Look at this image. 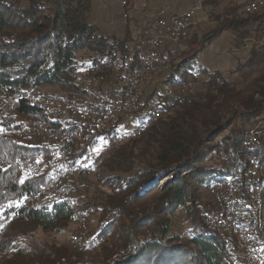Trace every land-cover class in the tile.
Returning a JSON list of instances; mask_svg holds the SVG:
<instances>
[{
    "label": "trees",
    "instance_id": "trees-1",
    "mask_svg": "<svg viewBox=\"0 0 264 264\" xmlns=\"http://www.w3.org/2000/svg\"><path fill=\"white\" fill-rule=\"evenodd\" d=\"M221 3L202 0L216 27L193 34L185 47L164 56L171 88L159 92L155 114L140 124L141 135L97 160V165L116 171L101 179L105 189L85 185L75 196L63 195L52 204L47 195L50 170L30 175L19 166L22 160L46 155L50 147L51 153L52 145L40 138H19L17 129L29 120L61 129L58 119L44 111L41 98L49 94L43 86H61L67 94L58 99L78 106L85 99L79 83L86 74H81L83 68L98 90L115 91L126 85L139 55L131 34L121 39L81 19L86 0H28L27 5L0 0V264H240L234 229L206 225L196 207L203 201V187L206 193L215 183L237 187L248 200L242 228L264 232V206L260 214L254 212L251 200L258 191L264 198V142L262 147L247 145L248 127L264 124V49L255 46L235 67L237 79L203 69L199 58L206 44L225 30L239 43L260 38L264 9L248 14L245 4L229 2L218 12ZM81 51H87V63L80 61ZM201 77L204 82L196 93H180L188 79ZM121 116L109 129L87 134L82 149L72 146V161L85 157L102 138L125 137L118 132ZM149 148L151 158L146 157ZM159 174L173 175L160 191L153 182ZM156 194L158 199L150 203ZM179 210L186 214L183 233L173 232L166 217ZM78 212L97 216L91 235L105 239L117 221L129 235L102 244L101 253L93 256L78 252L71 241L37 238L36 233H72Z\"/></svg>",
    "mask_w": 264,
    "mask_h": 264
},
{
    "label": "built area",
    "instance_id": "built-area-1",
    "mask_svg": "<svg viewBox=\"0 0 264 264\" xmlns=\"http://www.w3.org/2000/svg\"><path fill=\"white\" fill-rule=\"evenodd\" d=\"M264 9V0H248L244 5V10L248 14H253L259 10ZM177 14H184V21H177ZM193 10H186L181 13L168 14L165 10H161L154 18V22L150 24L145 31H143L144 38L141 40L140 46L147 47L145 56H151V63H144V66L136 67L135 71L131 73L128 82L122 88L114 92H99L93 86L92 80L86 81L88 83L89 95H85L84 102H86V110H79V107H70L64 100L48 99L42 100V106L46 113H52L53 117H60L65 119V128L67 125L80 124L83 130L88 129H104V122L111 121L106 113H97V104L109 105V111L113 115V119L118 116L134 112L139 109L141 104L140 91L143 83L147 80V74L152 76L159 70L160 67V50L166 39L177 40L182 36L188 35L191 25V17ZM261 44L264 45V36L261 39ZM139 48V47H138ZM181 101V98H179ZM107 116V118H106ZM91 127V128H89ZM141 131H136V135ZM16 135L19 138L33 137L47 140L52 139L55 144H50L52 147L51 157L38 158L37 161L30 162L26 165L20 164V167L26 174L38 173L42 168V161H50V166L55 168L54 180L51 181L48 188L47 195L55 200V196L59 193L65 192L68 188L75 186L78 175L90 173V169L86 167H78L71 158L67 156L66 145L68 139H75V135H61L58 132H52L41 121H28L17 129ZM39 135V136H37ZM128 136H135L129 135ZM264 130H252L248 134V144H255L259 139H264ZM60 147V148H59ZM59 161H68L69 164H74L73 173L61 172L58 170ZM209 196L211 201H201L197 208L201 216H207V225L210 227L229 228L230 216H237L241 212L238 207H231V200L247 199L245 194H237V187L224 185L212 187L209 189ZM254 203L255 193L252 195ZM229 210L235 211V215H230ZM79 214V213H78ZM81 214H79L80 224ZM226 229V230H227ZM77 235L73 234L71 242L77 243ZM242 237L246 239V247H242L244 254L239 253L240 264H252V261H259V264H264L262 244H264V235H257L253 230H242ZM89 240V238H88ZM88 246V245H80Z\"/></svg>",
    "mask_w": 264,
    "mask_h": 264
},
{
    "label": "rangeland",
    "instance_id": "rangeland-1",
    "mask_svg": "<svg viewBox=\"0 0 264 264\" xmlns=\"http://www.w3.org/2000/svg\"><path fill=\"white\" fill-rule=\"evenodd\" d=\"M20 1H21V4H23V5H27L28 4V0H20ZM222 2L225 3V0H222ZM162 10H164V9H162ZM189 10H193V16L191 17V25L189 26L190 31H189L188 35H186V36H182L181 35V37L178 38L177 40L166 39L164 41V43L161 46H159V48H158V51L160 50V53H161L160 62H159L160 63L159 70H157V72L155 74H153L152 76H150L149 74H147V76H146L147 77V80L143 83V86H142L141 91H140V97H141V104L140 105H142L145 101H148L146 107L143 108V110L140 111V112H138V113H137V110L134 111V112H128L127 111V113L129 115L123 114L121 116L123 118L121 120V123L118 126V132H119V135L120 136L124 135L125 137L126 136L127 137L126 138L125 137H118V138H116L113 141L110 140V138H102L99 142L94 143L93 144V147L90 150V152H88V154L85 157L81 158L77 162V166L78 167H81V168L86 167V168H89V169H91V168L92 169H98V173L97 174H95V173H93V174H91V173H85V174H82V175H78L77 178H75V180L77 182L76 183V186L73 185L72 187L68 188L65 192L59 193L58 195L55 196V198H54L55 200H57L59 197H61L63 195H66V196L68 195L70 197H73L79 191V189H81V191H83V187L82 186H85V185H86V187H95V188L97 187L98 189H102L103 190V189H105V187H102L101 186L102 185L101 184V179H103V177H105V176H109V175L116 174V171L113 169L114 167L112 168L110 166H99V165H97L98 164V161H100L101 156L112 154L114 152V149L115 148L123 147L129 139H134V138L140 136L141 133L138 134V135H136V130L138 131V129L140 127V124H147L150 116H152L153 114H155V112H156L155 111V106H156L157 102L160 100V98H159V92H161V93L163 92L164 93V92L170 90L171 84H172L171 81L168 82V83H166V80L168 79V74L167 73L170 72L171 69H169V68H163L164 67V62L162 63V61L164 59V56L166 57L167 53L169 51H171V50L173 51V50H176L178 48L185 47L187 41H189V39L192 36L191 33L195 32V30H198L199 29L198 31L200 33L212 32V29H214L216 27L215 26V27L211 28L210 26H208V27L203 26V27L200 28V27H198V25L197 26L194 25L193 22H194V18H195V10L196 9L193 8V9H189ZM184 11H186V10H184ZM260 11L261 10H259L258 12H260ZM177 13H181V12H177ZM255 13H257V12H255ZM168 14H171L172 15V14H176V13H169L168 12ZM127 16H128V13H125L124 14V17L127 18ZM153 22H154V20L151 23H148L147 25H145L143 28H141L142 29L141 30L142 32H140V34H139L138 37L136 35H135L136 37H134L131 34V36L134 38V40H133L134 52L139 55V58L137 59L136 63L134 64V69H133L132 73L135 71V69H136L137 66L138 67L144 66L143 60L145 58V54H146V51H147L146 50L147 47H142V46H140L138 44H140L141 40L144 38L143 31H145L146 29H148L149 28L148 26L150 24H152ZM97 27H99V26H97ZM226 33L232 34V32L225 30L223 35H226ZM220 35H221V33H220ZM220 35H217L211 41H213L215 39H218ZM263 36H264V34L260 38H258V39H256V37H254V36L253 37H250V38H247V39L244 40L243 43H239L235 39L237 41V47L238 46L239 47L241 46V47H243L245 49V50H243L244 52H242L241 54H238L236 56L235 54H236L237 51L234 49L233 46L230 47V54H232V55L234 54V56H236V57H242V58H240L238 60V63L236 64V66L238 64H240L241 62L246 61L248 59V57H249L252 49L255 46L264 49V45L261 44V39L263 38ZM221 52H222V50L218 46L214 50H211V54L218 55ZM86 53H87V51H81L79 53L80 61L83 60L84 63H87V61H88V60H85V58H87ZM224 56H227L228 57V58L226 57L227 60H229V61L232 60V58L229 57V55H228V51L224 54ZM199 62H202V64H203L202 65V68L203 69H213V67L211 66V64H208L205 60H201V58H199ZM232 64H234V63H232ZM236 66H234V68L231 71L229 69L231 66L229 68H227L228 67L227 66L226 69H229V71L226 72V70L223 69V71H225L226 73L223 72L222 70H220V71L224 75H226L227 77H230V78L232 77V79H237L239 77V74L238 73H236V74L233 73V71H234V69H235ZM203 69H202V71H203ZM215 69H217V68H215ZM96 70L97 69H95V68H91V72L92 73L96 72ZM84 73H86V74H89L90 73L88 71V68H86V69L83 68L81 70V74H84ZM177 73H178V71H176V74ZM86 74H84L82 76V78L79 79L80 86L83 88V90L85 91V93L88 91V89H87L88 83L86 81L92 80L90 78L84 77ZM232 74L233 75L235 74V75L232 76ZM92 82H93V86L96 87L97 86L96 82H94L93 80H92ZM203 82H204V80L202 81V77H201V79H197V80L188 79V81L185 84V86H183V90H182V87H181L180 93L181 94H182V92L184 94L186 92L196 93V91H198L199 87L202 86ZM41 89L43 90V92L49 94L48 96H44V97L41 98V103H42V100H44L45 98H48V99H55L56 98V100H60L58 98H61L60 97L61 95L65 96L67 94V90L63 89L61 86H58V85H46V86H43ZM156 90H157V93H156ZM98 91L99 92H105V93L114 92V91H110V90H108V91L98 90ZM256 96L258 97V94H256ZM170 98L171 99L174 98V94H171ZM66 103H68L69 105H71V104L75 105L74 103H71L69 101H66ZM180 107H178V108H180ZM104 109L106 111V114L110 117L111 123L108 124V127L107 128L97 129V130H107V129H109L111 127V124H112V121H113V118H112L113 115L111 114V112L109 111V109H107V108H104ZM106 118H107V116H106ZM29 121H31V120H29ZM261 126L264 128V124L262 125V122L261 123H258L257 125H255L253 127L252 126L248 127L249 130L247 131V134H250L252 130H255V128L256 129L259 128L260 130H262L260 128ZM89 128H91V127H89ZM59 129H60V125H59ZM259 129H258V131H260ZM63 130L64 129H62V132L64 133L65 131H63ZM94 130H96V129H94ZM51 131L52 132L62 133L61 132V129L60 130H56V131L55 130H51ZM91 131H93V130L88 129L86 131V133L84 134L85 135V138L83 140H81V141H79V140H73V139L72 140L71 139H68V143L66 145V150H67V156L69 158H70V148L73 146L75 148V150L82 149L84 147V145H85L86 140H87L86 139V135L88 134V136H89V134L91 133ZM66 134H69V133H66ZM128 134L129 135H135V136H130L129 137ZM37 136H39V135H37ZM39 138H40V136H39ZM263 138H264V136H263ZM41 140H42V142H47L48 144H51V143L52 144H55V143L52 142V139H49V138H47V140H44V139H41ZM32 142H34V140ZM262 146L263 145H260L259 147H262ZM52 148H54V150L56 149L55 147H52ZM50 150H51V147H50ZM50 150H49V152L46 155H40L38 158L47 157L49 159L51 157V154H52V152L50 153ZM150 150H151V148H149V149L146 150V157L147 158H149V157L151 158L152 151H150ZM38 158H32V159H29V160H22L21 162H19V164L26 165V164H28L30 162H34L35 163V161H37ZM217 160L219 161V159H217ZM47 166L45 168L48 169V170H50L49 172H50L51 181H52V178L54 180V177H52V176H54L55 168L52 169L51 166L50 167L48 166L49 168ZM263 166H262V168H263ZM46 169H43V170H46ZM261 171H262V169H261ZM160 175L161 174H159L157 176L156 180L153 181L154 183L155 182L157 183V188H159L158 191H160V189L164 186L165 182H167L168 180H170V179L173 178V175L172 174H164V175H161V176ZM79 182H80V184H79ZM50 184H51V182H50ZM50 184H49L48 188L50 187ZM215 184H219V183H215ZM78 185H79V187H77ZM213 185H211V187ZM86 187H84V189ZM48 188H47V191H48ZM77 188H78V190H76ZM206 192H207V189L205 187H203L200 190V193H201V196H202L203 201H209L210 200L209 192L208 193H206ZM237 194H244V193L241 192V190H239L237 188ZM158 196H159L158 194L153 195V197H152L153 199H150L149 200L150 203L155 202L158 199ZM49 199H50V202L52 204H54L56 202L55 200L54 201L52 200V197H49ZM262 199H264V198H262ZM236 200L235 201L238 202V203H242L243 204V202H244V199H236ZM210 201L212 203V199ZM247 201L248 200H246V202H245L244 205L241 204V210L242 211L238 214V219L235 221V225H237L236 224L237 222L241 223V218H242L244 212L246 211L245 208L247 206ZM252 202H253V200H252ZM262 203H263V201H262ZM253 209H255V205H254ZM78 213H81L82 215L85 216V218H87V219L84 218V220L88 221V224H89L88 225V228L86 230L87 234L90 235V234L94 233L96 231L95 225H96L97 216L92 215L90 217L86 213H82V212H78ZM229 214L230 215H235L236 213H235V211L229 210ZM166 217L169 219V223L172 226V231L173 232L176 231L177 233H179V232L183 233V228H184L183 226L186 223V221H185L186 220L185 219L186 218V214H185L184 211L179 210V211H177V213L167 214ZM204 217L205 216H203L202 218H203V220H205L204 222L206 223L207 217L205 219H204ZM233 222H234V220H233ZM206 225H207V223H206ZM80 226L81 225L79 224V221H78V223L76 221H74L70 225V227L74 230L72 233L69 230H67V231L62 232V233H59V234H51V233L50 234H45V233H38L37 234L36 233V235H37V238H39V239L40 238L43 239V238H46L47 237V240L48 241L61 244L63 242L71 241V239L73 237V234L76 233L77 230L80 231V229H81ZM237 226H232V227L235 228L234 229V232H236L235 233V236H236V242H237V245H238L237 252H238V255H240L239 253L244 254V251L242 250V245H240V243H239L238 233L237 232L240 230V228H242V223L241 224H238ZM231 228L227 229V228H224L223 227L222 229H224V230L227 229V231L231 232V230H232ZM135 230L138 231V232H146L145 230H148V228H136ZM109 233H110V236L108 235L107 237H105V239L102 238V237H100V236H97V237L100 238L99 239L100 240L99 247H97L96 249H88V250H86L87 252H82V253H87L89 256H93L97 252L101 253V251L98 248H101V246H103L102 244L109 245L112 242H117V240L120 237L122 238L124 236L126 237L127 235H129V231L126 230L124 228V225H121V222H119V221H117V224L114 225V228L112 230H110ZM258 234L259 233H257V235ZM260 235H262V234H260ZM263 235H264V232H263ZM92 236H94V235H92Z\"/></svg>",
    "mask_w": 264,
    "mask_h": 264
},
{
    "label": "crops",
    "instance_id": "crops-1",
    "mask_svg": "<svg viewBox=\"0 0 264 264\" xmlns=\"http://www.w3.org/2000/svg\"><path fill=\"white\" fill-rule=\"evenodd\" d=\"M247 1L225 0V3L222 2L217 11H222L229 2L245 4ZM193 8L196 9L194 25H198L200 28L203 26L213 28L217 25V22L210 18L208 10L202 5V0H86L85 10L81 19L84 22L93 23L105 32L114 34L122 39L127 34L138 37L140 32H142L141 28L151 23L162 9L169 13H177ZM125 13H128L127 18L124 17ZM198 30L191 34H202ZM223 34L224 31L218 39L206 44L200 58L211 64L214 69L217 68L222 71L225 69L227 72L236 66L238 60L242 58L236 56L244 52L243 50L245 49L241 46L237 47V41L233 33ZM217 46L221 48L222 52L218 55L211 54V50H214ZM231 46L237 51L236 56L230 54ZM227 51L229 57L232 58L231 61L226 59L227 56H224ZM200 63L202 64V62ZM226 67L230 68L226 69Z\"/></svg>",
    "mask_w": 264,
    "mask_h": 264
},
{
    "label": "bare ground",
    "instance_id": "bare-ground-1",
    "mask_svg": "<svg viewBox=\"0 0 264 264\" xmlns=\"http://www.w3.org/2000/svg\"><path fill=\"white\" fill-rule=\"evenodd\" d=\"M177 21H184V14H180V15L178 14L177 15ZM144 63H151V56H145ZM87 89H88V91L85 93V95H87V94L89 95V88L87 87ZM70 107H79V110H86V102H84L83 104L78 105V106H75V105L71 104ZM104 107L105 108L106 107L109 108V105L97 104V113H106V112H104L105 109L103 110ZM49 114L53 117L52 113H49ZM54 118H57L58 121L60 122L61 132H62V129H64L63 131H65L64 133L62 132L61 135L73 134V135H75V139L79 140V141H81V140H83L85 138V135H84L85 131L83 130L82 125H80V124H71V125H67L66 128H65V119H60V117H54ZM108 122L109 121H105L104 122V128L108 127V124L110 123V122L109 123ZM260 128L262 130H264V128L262 126ZM258 129L259 128H257L256 130H258ZM66 133H69V134H66ZM263 142H264V139H259L257 142H255L254 145L253 144H247V145H250V146L256 148V147H259L260 145H262ZM49 164H50V161H42V168L46 169L45 167L47 165L50 167ZM58 170H61V172H66V173H73L74 164H69L68 161H59L58 162ZM90 173L91 174H93V173L97 174L98 173V169H92L91 168L90 169ZM262 174L264 175V166L262 168ZM52 177H54V176H52ZM52 180H53V178H52ZM217 186H224V184H221V183L214 184L212 187H217ZM262 196L263 195H261L260 192H256L255 193V200H254V204H253V205H255L254 212L257 211V212H259V214L261 213L262 206H264L263 203H262V201H263V199H262L263 197ZM246 200L247 199H244L243 203H245ZM236 201L235 200H231V207H238V209H241V204L242 203H238ZM188 205L190 207H192V205H194V204H192V202L190 201V202H188ZM196 210H197V207H196ZM79 214H81V213H79ZM79 214L78 213L76 214V222L77 223L79 221ZM206 217L207 216H205L204 219ZM258 217H259V215H258ZM84 218H85V216L81 214V219H80V225H81L80 228L81 229H80V231L77 230L75 234H78L77 235V243L78 244H80V245H88V246H80V245H76V243L72 242L75 245V247L78 249V251H80V252H87L86 250H88V249H96L100 245V240H99L100 238L99 237L92 236L90 233H89L90 235L87 234L86 230H87L89 224H88V221L84 220ZM85 219H87V218H85ZM233 220H234V222H233ZM236 220H237V216H230V223H233V224L229 225V228H231L232 226H237L238 224H241V223L237 222L236 223L237 225H235V221ZM206 223H207V221H206ZM231 229L233 230L235 228L232 227ZM242 230H248V229L240 228V230L237 232L238 233V240H239L240 245H242V247H246V239H244V237H242ZM256 233H258V232H256ZM258 235H260V233ZM262 235H263V233H262ZM88 238H89V240H88ZM72 239H73V237H72ZM262 252H263V260H264V244H262ZM252 264H259V261H252Z\"/></svg>",
    "mask_w": 264,
    "mask_h": 264
},
{
    "label": "snow or ice",
    "instance_id": "snow-or-ice-1",
    "mask_svg": "<svg viewBox=\"0 0 264 264\" xmlns=\"http://www.w3.org/2000/svg\"><path fill=\"white\" fill-rule=\"evenodd\" d=\"M0 131H3V129H0Z\"/></svg>",
    "mask_w": 264,
    "mask_h": 264
}]
</instances>
